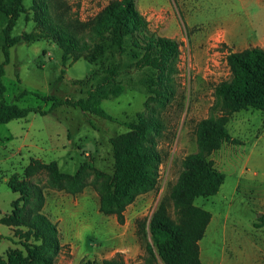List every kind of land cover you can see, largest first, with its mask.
Masks as SVG:
<instances>
[{"label":"rangeland","instance_id":"374dc122","mask_svg":"<svg viewBox=\"0 0 264 264\" xmlns=\"http://www.w3.org/2000/svg\"><path fill=\"white\" fill-rule=\"evenodd\" d=\"M108 2L50 0L46 4L51 16L63 14L86 21ZM35 3L23 2L25 11L11 36L39 31ZM136 8L146 21L148 33L179 43L176 71L167 83L166 95L158 83L155 92L144 85L157 82L159 71L139 66L141 51L129 40L126 53L120 56V74L115 78L124 91L101 102L112 121L62 105L45 116L29 113L24 119L0 124V219L10 215L13 202L19 207L24 204L10 186H35L43 196L40 212L58 229L62 249L55 264L101 261L114 256L116 250H120L126 264H162L145 250L150 239L143 236L141 227L148 224L161 202L169 221L178 223L170 191L182 171L183 158L198 151L194 130L214 104V86L231 78L226 55L243 50L242 43H251L264 27V0H136ZM4 25L5 17L0 14V44ZM98 46L93 59L81 57L63 64L61 50L53 39L19 41L9 50V62L1 78L4 101L20 108L39 106L46 110L51 103L32 93L57 100L85 98L105 70L118 60L107 41H98ZM23 91L28 93L17 98ZM140 116L159 125L158 130L148 131L146 138L152 140L162 161L155 188L138 195L126 207L124 221L119 224L115 216L98 211L96 187L113 177L109 139L127 133L124 123L136 122ZM261 117L259 110L251 108L231 115L227 130L238 143H226L221 151L209 155L225 179L218 193L194 200L212 217L198 242L202 264H255L257 260L264 264V226L254 227L259 218L256 194L264 187ZM149 145L143 142L144 147ZM52 164L68 178L82 167L84 186L69 193L65 177L57 182L52 179L48 168ZM33 200L27 197L28 208ZM27 234L23 225L0 223V256L21 249L19 244ZM27 240L32 241L30 237ZM252 243L262 248L258 256L250 250Z\"/></svg>","mask_w":264,"mask_h":264},{"label":"trees","instance_id":"16d2710c","mask_svg":"<svg viewBox=\"0 0 264 264\" xmlns=\"http://www.w3.org/2000/svg\"><path fill=\"white\" fill-rule=\"evenodd\" d=\"M25 0H0V14L5 17L1 30L0 44V124L24 119L29 113L45 116L62 105L78 108L84 114L89 113L99 118L112 121L101 107V102L118 97L124 86L115 81L120 74V56L126 53L130 43L141 52L137 63L141 67H150L159 71L157 82H145L144 85L155 92V85L168 92L167 83L176 71L175 65L180 50L179 43L167 37L148 33L146 21L136 8V0H109L93 17L80 21L74 16L54 14L47 9V1L35 0V22L39 26L37 33L11 36L16 21L25 11ZM56 19V21L54 20ZM86 36V40L79 37ZM51 38L61 50V61L74 62L81 57L93 59L98 41H107L111 52L117 56L115 65L106 69L99 81L87 92L85 98L74 101L57 100L54 96L41 97L32 95L51 104L43 110L39 106L20 108L16 104L6 103L3 98L5 88L1 83L4 67L9 62V50L19 41L32 43ZM226 65L231 72L229 80L220 81L214 86V104L206 118L195 126V138L198 151L187 155L182 160V171L170 191L178 215V223L173 224L166 216V206L161 202L153 212L147 225L141 231L150 243H145V250L152 258H158L162 264H202L199 257L198 242L205 234L211 214L196 206L194 200L215 195L223 184L225 175L214 167L209 155L224 142L236 144L228 130L227 123L231 115L249 108L261 112L264 126V49L250 47L238 51H229ZM28 92H21L17 98ZM127 133L118 134L109 139L113 158V177L111 181H101L96 187L98 211L105 216H115L117 222L124 221L126 207L140 194L153 190L157 184V168L162 161L160 152L153 149V142L146 138L148 131L159 129L151 119L141 117L136 122L124 123ZM143 142L150 145L143 146ZM55 182L62 177L67 179L66 190L75 193L84 186L83 168L73 176H66L56 164L49 165ZM11 191L19 195L18 201L24 204L11 205L9 216L0 219V223L27 228L21 249L6 251L0 256V264H55L62 249L58 229L55 223L40 212L43 196L35 186H10ZM31 194V195H30ZM30 195V196H29ZM27 197H32L34 204L28 208ZM20 223V224H19ZM264 226V214L258 218L255 228ZM31 238L29 243L28 238ZM85 264H126L123 255L116 252L111 258L101 261L88 260Z\"/></svg>","mask_w":264,"mask_h":264},{"label":"crops","instance_id":"0c3cea01","mask_svg":"<svg viewBox=\"0 0 264 264\" xmlns=\"http://www.w3.org/2000/svg\"><path fill=\"white\" fill-rule=\"evenodd\" d=\"M225 41H226V43H230L226 39V37H225ZM241 46H243V47H241L243 49L250 48V47H259V48L264 49V27L260 28L259 32L254 36L251 43H249V44L242 43ZM226 143H228V142H224L221 145L222 148L220 147V149H218L217 151H221L223 149V147H225ZM256 197H257L256 199L258 202V211H259V217H260L261 214H264V187L257 191ZM211 219H212V217H211ZM211 219H210V221H211ZM250 250L255 253V256H258L259 252L262 251V248L258 244L252 243L250 246ZM116 252H120V250H116ZM256 259H258V258H256ZM259 261L260 260L255 261V264H259Z\"/></svg>","mask_w":264,"mask_h":264}]
</instances>
